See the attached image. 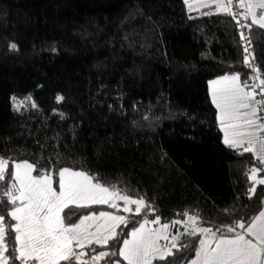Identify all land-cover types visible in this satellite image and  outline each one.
Returning a JSON list of instances; mask_svg holds the SVG:
<instances>
[{
	"label": "trees",
	"instance_id": "trees-1",
	"mask_svg": "<svg viewBox=\"0 0 264 264\" xmlns=\"http://www.w3.org/2000/svg\"><path fill=\"white\" fill-rule=\"evenodd\" d=\"M207 12L215 11L189 12L183 0H0L6 177L14 162L26 161L34 176L48 174L56 185L58 171L67 168L149 206L139 215L127 212L118 239L84 246L72 264H127L119 255L98 262L91 256L117 251L130 229L151 218L168 223L180 246L152 264H186L203 234L186 235L191 222L183 229L175 221L196 217L194 227L231 236L240 229L227 233L226 226L247 224L261 210L264 184L249 173L257 168L264 179V170L251 152L223 142L207 89L209 79L224 74H239L245 83L250 69L232 16ZM246 23L264 79V29ZM28 91L35 107L13 110L9 97ZM14 188L13 180L0 181L6 227L15 225L5 195ZM99 210L113 207L68 205L61 217L69 226Z\"/></svg>",
	"mask_w": 264,
	"mask_h": 264
},
{
	"label": "snow or ice",
	"instance_id": "snow-or-ice-1",
	"mask_svg": "<svg viewBox=\"0 0 264 264\" xmlns=\"http://www.w3.org/2000/svg\"><path fill=\"white\" fill-rule=\"evenodd\" d=\"M189 12L199 10L200 8H210L215 6V12H207L205 15L224 13L232 15V0H184ZM237 7L245 10L244 19L251 18L252 24L258 25L264 29V11L257 13L256 9L264 10V0H239ZM191 18V17H190ZM239 23V21H237ZM241 27H249L250 25H241ZM241 40L246 42L244 47L245 53L244 64L252 69L256 75L251 77L253 81L259 83L249 84L240 82V75H225L223 78L210 82L212 102L218 109V120L224 131V143L229 147H242L246 141L240 139L243 136L253 135V132L243 130L255 128L258 131H264V124H257V109L251 108V112L243 113L244 116H251L241 122V109H249L252 102L264 103V101H255L257 95L256 89L259 88V95L264 96V79L260 77V70L252 63L254 59L249 53L251 41L241 32ZM13 48L15 45L12 46ZM57 98V102L62 100ZM35 107V105H33ZM261 143V151H264V138L257 137ZM244 151L253 152L257 155L260 163H264V155L256 152L254 145L244 147ZM7 164L6 161L0 159V181L11 179L18 184V188L7 190V202L13 205L9 215L12 220L16 221L14 226H5L4 218L0 217V264H9V259L13 261L19 259L21 264H28L29 261L34 264H60L61 261H67L72 264L73 258L79 262L84 252L76 253L73 250V242L75 241L81 248L87 244L95 243L100 246H107L109 241L118 239L116 228L124 224L126 218L124 216L111 215L105 212L99 213V217L85 216L80 224L74 226H66L61 212L68 207L69 203L78 206H87L92 204H108L109 207H117L110 201L113 199L122 200L124 202L123 211L134 212L139 215L142 210L149 206L143 199H131L127 195H122L116 191H110L107 187L100 184H93L91 179L83 172H74L65 168L59 172L60 190L54 191L51 184V177L34 178L31 175L33 166L30 164L16 165L14 175L8 174L6 177ZM252 175L249 179H255L257 169L251 170ZM257 183L264 184V179L258 180ZM255 192V186L251 189ZM18 193V195L16 194ZM17 201L20 205L17 206ZM135 205V208L129 207ZM104 219L107 222L97 228L95 233L87 235L81 232V226L85 220ZM192 225H196V217H189ZM149 223L159 224V218L152 221L145 220L131 232V239L123 240V247L111 253L101 251L91 256L93 262H98L110 255H119L127 264H152L153 259L165 260L172 256V249L180 250L178 245L179 238L172 237L171 247L165 246L161 249L157 245V238L162 233H166L168 224L161 226L158 231L149 230L146 225ZM174 223H180L175 221ZM188 222H185L187 225ZM242 229L253 240L245 239V235L236 232V229ZM12 231L15 232L14 242L11 236ZM223 231L234 233V238H228L223 235L219 237L212 232L210 228H200L199 234H203L206 239L200 240V248L196 252L197 259L192 264H264V210L255 216L250 225L246 222L234 221L232 226H226ZM98 233H100L98 235ZM186 235H197V228L192 227ZM164 239H168L166 235ZM210 240L215 241V247L210 245ZM18 245V247H17ZM12 248L13 255L9 252ZM8 253V255H5ZM83 264H88L84 261Z\"/></svg>",
	"mask_w": 264,
	"mask_h": 264
},
{
	"label": "crops",
	"instance_id": "crops-1",
	"mask_svg": "<svg viewBox=\"0 0 264 264\" xmlns=\"http://www.w3.org/2000/svg\"><path fill=\"white\" fill-rule=\"evenodd\" d=\"M184 1V0H183ZM198 2H202V0H198ZM227 2V0H225V3ZM245 2H246V0H245ZM186 5V4H185ZM186 8H187V10H188V7L186 6ZM209 10H211V11H215V6L213 5L212 7H210V8H200L199 10H193V11H191V12H195V13H198V12H202V11H209ZM241 10H242V14H243V16H244V9H242L241 8ZM189 11V10H188ZM246 21L248 20V21H250V22H252L251 20H250V18H248V19H245ZM225 75H229V76H231V75H236V74H224V75H220V76H216V77H214V78H211V79H209L208 80V82H207V89H208V93H209V97H210V100H211V102H212V97H211V89H210V82H212V81H215V80H218V79H221V78H223ZM241 82V81H240ZM242 83V82H241ZM213 103V102H212ZM214 105V104H213ZM214 107H215V110H216V114H217V122H218V126H219V129H220V131H221V134H222V140H223V142H224V131L222 130V127H221V124H220V122H219V120H218V115H219V112H218V109L216 108V106L214 105ZM251 108H254L253 107V102L251 103V107L249 108V109H241V122L244 120V119H249V118H251V116L249 115V116H244L243 115V113H245V112H248V113H250L251 112ZM257 124H264V119H262V120H259L258 118H257ZM243 130H246V131H251V132H253V135H250V136H243V137H240V139H242V140H244V141H246V143L242 146V147H239V148H236V149H239V150H244V147H248V146H250V145H254L255 146V148H256V152L258 153V154H260V155H264V151H261V148H262V146H261V143H260V141L257 139V137H261V138H264V131H258V130H256L255 128H251V129H248L247 127H245V129H243ZM232 148H234V147H232ZM252 154H253V156H254V158L257 160V163L260 165V168L262 169V170H264V163H260V161L257 159V155L256 154H254L253 152H251ZM23 164H29L28 162H26V161H17V162H14L13 164H12V175H14L15 174V171H16V165H23ZM31 165V164H30ZM63 169H65V168H61L59 171H58V174H57V184L56 185H54L53 183H52V179H51V184H52V188H53V190L54 191H57V192H59V190H60V185H59V180H60V176H59V172L61 171V170H63ZM255 169H257V168H255ZM70 170V169H69ZM252 170V169H251ZM70 171H74V172H81V171H75V170H70ZM259 170L257 169V172H258ZM251 172V171H250ZM84 173V172H83ZM85 174V173H84ZM31 175L34 177V178H37V179H39V178H43V177H45V176H49L48 174H45V175H41V176H38V177H36V176H34L33 174H32V172H31ZM86 175V174H85ZM88 176V175H87ZM50 177V176H49ZM89 177V176H88ZM90 178V177H89ZM92 181V180H91ZM15 183V182H14ZM93 183V182H92ZM93 184H95V183H93ZM19 187V185L18 184H15V188H18ZM103 187V186H102ZM17 195H18V193H16ZM113 201H115V202H117V203H119V206H121V208L124 206V202L122 201V200H118V199H113L112 201H110V203L111 202H113ZM89 204H92V203H89ZM20 205V202L19 201H17V206H19ZM69 205H76V206H78L77 204H74V203H69ZM12 210V209H11ZM120 210V209H119ZM262 210H264V204H263V206H262V208H261V210L260 211H262ZM260 211L255 215V216H257L259 213H260ZM119 212H121V210L119 211ZM254 216V217H255ZM253 217V218H254ZM253 218H252V220H253ZM252 220L249 222V223H247V225H250L251 224V222H252ZM80 221V220H79ZM79 221H77L76 223H74L72 226H74V225H77L78 223H79ZM15 224H16V221H15ZM66 226H68V225H66ZM71 226V225H70ZM82 232V231H81ZM238 232H240L241 234H244L245 235V239H247V240H253V242H255V240L253 239V237H251V236H248L245 232H244V230H242V229H240ZM83 233V232H82ZM217 237H219V236H217ZM225 237H228V238H234L235 237V234L234 235H231V236H225ZM207 237H205L204 235H202V237H201V239L200 240H202V239H206ZM210 242V245L212 246V247H215V241L214 240H210L209 241ZM17 247H18V245H17ZM72 247H73V250L76 252V253H78V245L76 244V242L74 241L73 242V245H72ZM80 247V246H79ZM200 248V241H199V243H198V246H197V248H196V252H197V250ZM196 252H195V254H194V257L188 262V263H186V264H192V261H194V260H196L197 259V257H196ZM17 255H18V253H17ZM74 259V258H73ZM30 262V261H29ZM32 262V261H31ZM32 264H34V262H32Z\"/></svg>",
	"mask_w": 264,
	"mask_h": 264
},
{
	"label": "rangeland",
	"instance_id": "rangeland-1",
	"mask_svg": "<svg viewBox=\"0 0 264 264\" xmlns=\"http://www.w3.org/2000/svg\"><path fill=\"white\" fill-rule=\"evenodd\" d=\"M246 2H247V0H246ZM256 11L259 14L260 12H262L264 10L256 9ZM244 13H245V11H244ZM250 20H251V18H250ZM58 97H60V96H57L56 97V100H57ZM9 102H10L11 108L13 110H16V111H22V110H26L28 108H33V105H35L34 100L32 98V95H31V92L30 91H28V92H26V93H24L22 95H11L9 97ZM251 175H252V173L250 172L249 173V176H251ZM251 180H253V182H256L258 180H261V178H259V177L256 176L255 179H251ZM113 202L117 205V207H113V210L112 211H106V210H101L100 211L99 210V211H90V212H87V213H83L81 215V217L78 219V221L79 220L80 221L81 220H84L85 216H96V217H99V213H101V212H105V213H108V214H111V215H116V216H124L127 213V212L123 211V207L124 206L121 208V206H119V203H117L115 201H113ZM129 207H131V208L134 209L135 208V205H129ZM119 209L121 210V212H119L120 211ZM154 219H156V218L143 219L142 221H140L134 228H132V229L129 230L128 234L123 238V240H125V239H131V232L133 230H135L136 228H139L140 224L144 223L145 220L152 221ZM80 221H79L78 224H80ZM187 222L189 223V220H187ZM105 223H110V222H107L104 219L85 220L84 225L81 226V231L85 235H87L88 233H95L96 230H97V228L100 227L101 225H104ZM164 224H168V223L161 222V221H160L159 224L149 223V224L146 225V228L149 229V230L158 231V230L161 229V226L164 225ZM177 224L178 225H182L183 229L186 228L187 225H189V224L185 225V221H180V223H177ZM193 227H194V225H193ZM199 229L200 228H197V230H199ZM99 234L100 233H98V235ZM164 235H166L168 237V239H164L163 238ZM173 236H175V235H173L172 233H170L169 230L167 229V232L166 233H162L160 235V237L157 238V245L161 249L165 248V246L171 247V241H172V237ZM123 240H122V242H123ZM122 242H121V245H120L119 249L123 247V243ZM89 245H97V244H95V243L87 244V242L85 241L84 246H89ZM78 249H79L78 250V253L79 252H84L83 251V248H81L79 246H78ZM81 259H82V257H81ZM125 262H127V261H125ZM116 264H119V263H116Z\"/></svg>",
	"mask_w": 264,
	"mask_h": 264
},
{
	"label": "built area",
	"instance_id": "built-area-1",
	"mask_svg": "<svg viewBox=\"0 0 264 264\" xmlns=\"http://www.w3.org/2000/svg\"><path fill=\"white\" fill-rule=\"evenodd\" d=\"M238 3H239V0H232V11H233V13H235V18H233L232 15L231 16L234 19V23H235V26H236V31H237V34H238V37H239V42H240L241 47H242V56H243V61H244V56L248 55V53H245V51H244V47L246 46V42L241 40L240 34H241V32H243L248 37V39H249V34H248L247 27H241V25H247V23H246V20L243 18V14H242L241 8L237 7ZM237 21H239V23ZM249 53L252 54V46L249 47ZM250 63H252L254 65L253 59L250 60ZM254 75H256V73H254L252 71V69H250V76H249V78L247 80V83H249V84H252V83H257L258 84L259 83V81H253L251 79V77H253ZM259 92H260V89L257 88L256 89L257 95L255 96V101H264V96L259 95ZM253 107L257 109V118L259 120L264 119V103L253 102ZM256 162H257V160H256Z\"/></svg>",
	"mask_w": 264,
	"mask_h": 264
}]
</instances>
